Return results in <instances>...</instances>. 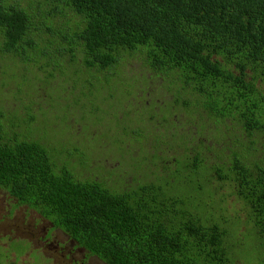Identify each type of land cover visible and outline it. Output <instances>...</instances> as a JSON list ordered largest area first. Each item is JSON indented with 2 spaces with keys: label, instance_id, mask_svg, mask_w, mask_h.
<instances>
[{
  "label": "trees",
  "instance_id": "obj_1",
  "mask_svg": "<svg viewBox=\"0 0 264 264\" xmlns=\"http://www.w3.org/2000/svg\"><path fill=\"white\" fill-rule=\"evenodd\" d=\"M0 188L101 264L264 256V0H0Z\"/></svg>",
  "mask_w": 264,
  "mask_h": 264
},
{
  "label": "flooded vegetation",
  "instance_id": "obj_2",
  "mask_svg": "<svg viewBox=\"0 0 264 264\" xmlns=\"http://www.w3.org/2000/svg\"><path fill=\"white\" fill-rule=\"evenodd\" d=\"M91 263L101 264L88 256L69 229L0 188V264Z\"/></svg>",
  "mask_w": 264,
  "mask_h": 264
},
{
  "label": "rangeland",
  "instance_id": "obj_3",
  "mask_svg": "<svg viewBox=\"0 0 264 264\" xmlns=\"http://www.w3.org/2000/svg\"><path fill=\"white\" fill-rule=\"evenodd\" d=\"M133 60L134 61H132V62H130V64H129V67H125V68H123V70H124V72H125V76H130L131 74H133V69H137L138 68V64H137V62H138V60H137V58H136V60L133 58ZM11 74H14V73H12V72H10ZM22 75H24L23 73H22ZM23 79H24V76H23ZM57 79H59V78H57ZM57 79H55V80H53V82H55L56 83V80ZM130 79V78H129ZM129 80H127V82H128ZM116 83H118V81L116 80L115 81ZM57 84H53V85H50L52 88L53 87H55ZM68 90V93H69V91H70V89L68 88L67 89ZM41 94H42V96L44 95V94H46L47 95V97L45 98V99H43V102H42V107H41V111L43 112V111H45V104H46V102H48V100H49V96H50V94L52 95V93H53V91H51V88H48V87H44V86H42L41 87ZM141 95V94H140ZM22 98H24V97H22ZM132 97H130L129 99H131ZM9 102L10 103H12L13 102V100H9ZM65 102V101H64ZM47 105V104H46ZM41 112V113H42ZM58 120V119H57ZM58 123H59V121H58ZM56 124V125H58V128H55L56 127V125L55 126H53V128H55V129H53L51 132H53V133H55V135H56V139H59V138H61L62 137V132H63V130L59 127V124ZM50 125H45L43 122H42V118H40V120H39V126H38V130H43V131H46L47 129H50V127H49ZM118 152H121V150H120V148H112V147H106L104 150H102V153L103 154H105V155H108V154H115V153H117L118 154ZM103 154H100L99 155V158H103V156H105V155H103ZM126 166H127V170H130V171H134L135 169H131L127 164H126ZM137 173H140L139 172V170L137 171ZM257 258V257H256ZM237 261H238V264H264V256H262L261 258H259V259H255V258H252V257H250V256H248V254L247 253H242L241 255H240V258H237ZM91 264H94V263H91Z\"/></svg>",
  "mask_w": 264,
  "mask_h": 264
}]
</instances>
